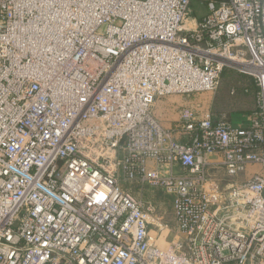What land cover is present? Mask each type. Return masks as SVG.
I'll list each match as a JSON object with an SVG mask.
<instances>
[{
    "label": "built area",
    "instance_id": "1",
    "mask_svg": "<svg viewBox=\"0 0 264 264\" xmlns=\"http://www.w3.org/2000/svg\"><path fill=\"white\" fill-rule=\"evenodd\" d=\"M193 1L0 0V264H264V0ZM230 66L261 89L247 127H161ZM123 182L172 195L178 239Z\"/></svg>",
    "mask_w": 264,
    "mask_h": 264
},
{
    "label": "crops",
    "instance_id": "2",
    "mask_svg": "<svg viewBox=\"0 0 264 264\" xmlns=\"http://www.w3.org/2000/svg\"><path fill=\"white\" fill-rule=\"evenodd\" d=\"M193 95H196V93L190 96ZM171 96L172 95L161 98L157 101L153 111V115L163 129L171 130L173 132V137L177 141L186 144L189 141V136L181 132L179 126L177 125L178 113L183 108V105H180L177 98ZM209 97L211 99L209 103L205 102V97L203 98V96H198L195 99H190V103L186 105L195 109L198 114L209 113L214 122L224 121L233 127L239 128L247 127L250 121V117L255 113H243L241 112V110L234 111V109H229L228 111L223 109L217 110L215 104L213 103L214 100H212L215 98V96L210 95ZM163 112L173 117L171 123L166 124L163 122V119L161 117V113ZM209 158L212 161L220 160V156L217 154H212L209 156ZM152 166V163H149V167L151 168ZM173 172L178 176L186 174V171L178 165L173 166ZM217 174L220 177L219 180L221 182V185L225 186L229 181L228 177H224V173L220 171H218ZM120 179L122 180L121 175ZM237 180L241 181V176H239ZM122 185L124 188L130 190L133 195L144 205V207H152L153 212L151 218L155 220L159 219L158 223H162V229H158L156 226H154V224H156V221H154L153 225L151 224L148 227L149 236L153 239V242L159 248L164 249L172 241L178 239L176 220L173 210V198L170 197L172 199V201H170L171 199L163 196L166 193L164 192V189L143 184L129 186L124 182L122 183Z\"/></svg>",
    "mask_w": 264,
    "mask_h": 264
},
{
    "label": "rangeland",
    "instance_id": "3",
    "mask_svg": "<svg viewBox=\"0 0 264 264\" xmlns=\"http://www.w3.org/2000/svg\"><path fill=\"white\" fill-rule=\"evenodd\" d=\"M202 1L203 0H194L192 2L189 13L191 18L195 17L200 19L206 14V9L204 8V5L201 4ZM245 88H249L248 91H244L246 90ZM260 92L261 89L258 86L257 79L248 73L241 72V68L230 66L223 69L219 86L215 91L196 93V95H189V97L183 95H172L171 97L177 98L180 105L187 107L186 104L190 103V99L203 96V98L205 97V102L209 103L211 100L209 96L213 95L215 98L212 100H214L213 103L217 110L223 109L228 111L229 109H234V111L241 110L243 113L251 114L260 110ZM161 115L164 123H171L173 118L171 115L164 112L161 113ZM165 194L163 196L168 197L169 199L173 198L171 194ZM170 201H172V199Z\"/></svg>",
    "mask_w": 264,
    "mask_h": 264
},
{
    "label": "trees",
    "instance_id": "4",
    "mask_svg": "<svg viewBox=\"0 0 264 264\" xmlns=\"http://www.w3.org/2000/svg\"><path fill=\"white\" fill-rule=\"evenodd\" d=\"M222 72H223V71H222ZM221 75H222V73H221ZM250 88H251V87H250ZM245 89H246V88H245ZM248 89H249V88H247V89H246V90H244V91H248ZM256 112H257V111H256Z\"/></svg>",
    "mask_w": 264,
    "mask_h": 264
}]
</instances>
